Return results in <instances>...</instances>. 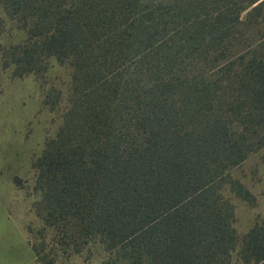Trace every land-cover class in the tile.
Here are the masks:
<instances>
[{"label": "trees", "instance_id": "obj_1", "mask_svg": "<svg viewBox=\"0 0 264 264\" xmlns=\"http://www.w3.org/2000/svg\"><path fill=\"white\" fill-rule=\"evenodd\" d=\"M0 6L25 34L8 56L0 48L2 65L71 68L62 124L34 163L57 245L98 241L128 264H234V252L264 264V220L238 237L223 196L229 185L250 198L230 171L264 147V33L246 39L264 0Z\"/></svg>", "mask_w": 264, "mask_h": 264}, {"label": "rangeland", "instance_id": "obj_2", "mask_svg": "<svg viewBox=\"0 0 264 264\" xmlns=\"http://www.w3.org/2000/svg\"><path fill=\"white\" fill-rule=\"evenodd\" d=\"M247 11L242 14L246 17ZM264 33V24L249 29L246 39L255 42ZM24 32L10 20L0 6V48L8 56L10 47L22 44ZM243 42V41H242ZM5 58L4 54L0 57ZM71 92V68L54 58L46 61L42 72L15 73L13 65L0 62V257L3 264H86L100 259L104 264H128L113 261L98 241L73 247L56 230L41 220V195L35 188L34 163L46 141L54 138L62 124ZM49 95V105H44ZM230 179L240 183L250 198L242 199L227 185L223 196L233 208V227L243 237L258 220H264V147L250 154L230 171ZM80 251V252H79ZM234 264H240L237 252Z\"/></svg>", "mask_w": 264, "mask_h": 264}, {"label": "crops", "instance_id": "obj_3", "mask_svg": "<svg viewBox=\"0 0 264 264\" xmlns=\"http://www.w3.org/2000/svg\"><path fill=\"white\" fill-rule=\"evenodd\" d=\"M2 245H3L2 242H0V246H2ZM3 261H4L3 258L0 257V264H3ZM86 264H103V263H102V260H100V259H94L90 262H87Z\"/></svg>", "mask_w": 264, "mask_h": 264}]
</instances>
